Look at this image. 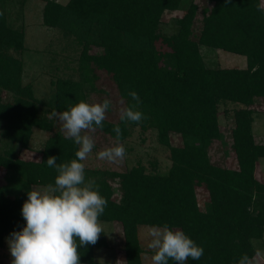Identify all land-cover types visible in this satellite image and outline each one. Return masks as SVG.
<instances>
[{
	"label": "trees",
	"instance_id": "1",
	"mask_svg": "<svg viewBox=\"0 0 264 264\" xmlns=\"http://www.w3.org/2000/svg\"><path fill=\"white\" fill-rule=\"evenodd\" d=\"M208 1L213 6L201 10L202 29L196 40L200 7L195 0H69L66 4L47 0L44 24L82 46L79 79H53L54 91L47 100L38 99L33 86L23 84L22 62L12 54L25 49L24 32L0 18V87L14 99L0 100L3 137L14 144L0 154V168L10 182L5 187L0 184V248L8 245L11 233L26 226L22 207L33 186H54L58 173L48 167V157H57V164L76 159L79 145L66 137L52 113L88 102L91 95L106 94L109 85L107 96L115 91L125 108L132 107L145 118L139 123L115 120L110 106L103 128L96 130L124 141L135 126L154 128L172 160L165 174L149 172L141 164L124 173L85 167L86 180H95L96 190L107 200L100 221L123 226L126 264H143L139 227L165 224L204 249L199 260L189 258L186 264H239L245 255L251 264H261L255 261V241L264 238V183L256 177V167L264 158V145L254 138L252 107L264 102L263 0ZM180 10L185 14L177 19L178 31L164 34V14ZM200 45L245 56L247 66L210 68ZM130 92L138 94L139 103ZM223 101L240 105L232 129L239 169L217 165L209 154L212 145L224 139L219 123ZM116 127L121 129L119 140ZM35 128L53 133L42 145L40 161L23 159L19 152L31 148ZM171 133L180 134L183 145L173 146ZM198 190L209 195L204 210ZM108 244L102 232L95 245L80 247V264H107L96 260V251Z\"/></svg>",
	"mask_w": 264,
	"mask_h": 264
},
{
	"label": "rangeland",
	"instance_id": "2",
	"mask_svg": "<svg viewBox=\"0 0 264 264\" xmlns=\"http://www.w3.org/2000/svg\"><path fill=\"white\" fill-rule=\"evenodd\" d=\"M47 0H0V18H5L8 25L15 29H19L25 34V49L21 52H12V54L22 62L23 65V84L32 85L35 96L40 100H47L53 93L51 82L58 77H73L79 79L78 58L82 51L73 38L67 39L63 32L58 28H51L44 24L43 13ZM61 4H66L69 0H56ZM200 7L199 14L194 26V39L198 37L202 29L203 14L202 9L211 8L213 5L208 0H195ZM188 3L183 6L187 9ZM264 6V0H263ZM185 11H167L163 17L161 31L166 35H172L178 31L177 19L183 17ZM95 50V49H94ZM201 54L208 67L213 69L239 68L244 69L247 66L245 56L216 50L200 45ZM107 85L106 94L91 95L87 101L94 104L97 99L110 100L111 108L115 110L114 119L117 120L121 116V110L125 108V103L115 91H111L107 96L109 89ZM0 100L3 103H12L14 101L11 92L0 87ZM240 105L223 101L219 105V123L224 134L222 142H215L209 150L212 161L220 166L239 169L238 159L232 148V129L235 126L234 112ZM254 109L255 120L253 122V134L256 143L264 145V102L257 101L252 107ZM108 115V114H107ZM5 122L0 118V154H5L14 144L3 137V129ZM57 125H62L57 119ZM62 127V126H60ZM53 135L51 132L43 131L35 128L33 130L32 145L30 149H19L23 159L40 161L42 145ZM95 140V147L89 154L88 158L83 161L85 167L99 172L116 171L124 173L131 168L144 165L148 171L165 174L172 167L170 151L162 145L158 140V132L154 128L142 130L140 126L131 128L130 136L124 141H114L106 134L99 131L92 133ZM173 146L183 145V139L180 134H170ZM122 144L126 150V154L122 160L115 162L100 159L98 153L105 148L113 147L116 144ZM5 169L0 168V184L5 187L10 184ZM256 177L264 183V158L260 159L256 167ZM13 189V186H11ZM47 187L33 186V190H43ZM198 200L201 209H205L206 203L209 201V195L205 190H198ZM103 232L108 240V247L105 255H99V258H114L107 261V264H126V253L124 250V230L122 224L118 222L100 221ZM153 227L140 226L138 229L139 240L144 253L148 254V263L155 254L154 250L148 247L152 237L151 231ZM255 245L258 249L256 260L258 263L264 264V238L256 240ZM101 248L100 250L104 249ZM104 249V250H105ZM100 250H98L99 253ZM150 254V255H149ZM147 257V255H146ZM143 258V255H142ZM0 261L3 264H11L12 257L10 255L9 245L0 248Z\"/></svg>",
	"mask_w": 264,
	"mask_h": 264
},
{
	"label": "clouds",
	"instance_id": "3",
	"mask_svg": "<svg viewBox=\"0 0 264 264\" xmlns=\"http://www.w3.org/2000/svg\"><path fill=\"white\" fill-rule=\"evenodd\" d=\"M129 95L139 103L136 92ZM111 103L108 99L94 104L81 101L70 110L52 113L61 122L66 137L79 145V150L75 153L76 159L69 163L57 164V157H48V167H55L58 173L55 184L28 192L22 207L26 226L11 233L8 239L11 264H80V247L95 245L99 240L103 232L99 218L107 200L96 190L95 180H86L82 161L95 147L92 133L103 128ZM144 118L142 112L132 107L121 110L122 121L139 123ZM114 132L119 140L120 127ZM125 154L124 146L118 143L99 152L98 157L115 162L122 160ZM150 235L148 247L155 253L152 264H169V260L186 264L189 258L199 260L204 254V249L184 232L174 231L166 224L153 227ZM239 264H251V261L245 255Z\"/></svg>",
	"mask_w": 264,
	"mask_h": 264
},
{
	"label": "crops",
	"instance_id": "4",
	"mask_svg": "<svg viewBox=\"0 0 264 264\" xmlns=\"http://www.w3.org/2000/svg\"><path fill=\"white\" fill-rule=\"evenodd\" d=\"M142 244V243H141ZM143 247V246H142ZM144 248V247H143ZM105 249V248H104ZM102 249V250H100V249H98V250H100V252L101 253H99L98 252V250L96 251V260L98 261V262H101V263H105V262H107V261H111L112 259H114V258H110V257H102L101 259L99 258V255H101V254H103V255H105L106 253H105V251L108 249ZM145 249V248H144ZM146 255H147V257H146ZM150 255V254H149ZM148 260H149V258H148V254L147 253H145V254H143V264H152V260L150 261V263H148Z\"/></svg>",
	"mask_w": 264,
	"mask_h": 264
}]
</instances>
